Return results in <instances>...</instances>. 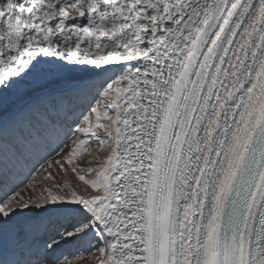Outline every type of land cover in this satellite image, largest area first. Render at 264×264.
Masks as SVG:
<instances>
[{"label":"snow or ice","instance_id":"6c2138e0","mask_svg":"<svg viewBox=\"0 0 264 264\" xmlns=\"http://www.w3.org/2000/svg\"><path fill=\"white\" fill-rule=\"evenodd\" d=\"M0 264H264V0H0Z\"/></svg>","mask_w":264,"mask_h":264}]
</instances>
